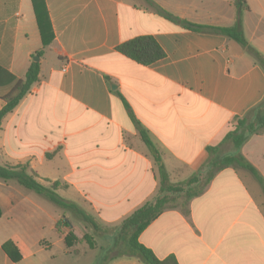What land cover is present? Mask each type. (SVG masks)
I'll return each mask as SVG.
<instances>
[{
  "label": "crops",
  "instance_id": "0c3cea01",
  "mask_svg": "<svg viewBox=\"0 0 264 264\" xmlns=\"http://www.w3.org/2000/svg\"><path fill=\"white\" fill-rule=\"evenodd\" d=\"M245 1V37L264 55V0ZM152 2L0 0V67L16 79L33 62L41 68L39 81L2 121L0 166L27 165L45 185L59 182L56 191L99 228L119 231L160 194L157 164L133 116L160 150L173 183L199 173L210 157L240 152L262 183L245 168L226 167L185 206L178 199L167 206L139 241L179 264H264V129L240 151L223 141L234 117L264 101V67L240 43L185 29L159 13L232 26L236 0ZM139 35H153L165 57L145 66L116 50ZM14 84H0V110ZM209 146L216 149L209 153ZM0 211V264H59L57 246L79 255L86 250L75 244L93 235L73 213L16 180L0 178ZM70 231L77 239L69 247ZM116 254L106 264H145Z\"/></svg>",
  "mask_w": 264,
  "mask_h": 264
},
{
  "label": "trees",
  "instance_id": "16d2710c",
  "mask_svg": "<svg viewBox=\"0 0 264 264\" xmlns=\"http://www.w3.org/2000/svg\"><path fill=\"white\" fill-rule=\"evenodd\" d=\"M149 1L152 2V0ZM235 5L237 7L236 22L234 25L226 27L195 24L174 16L173 14L160 8L159 13L167 19L181 25L185 29L202 33L224 35L229 39L240 43L255 57L257 62L264 67V55L249 43L243 30V11L248 10L249 6L245 0H236ZM45 26L46 24L44 25V23H40L42 31H45ZM116 50L126 57L145 66L156 63L165 57L164 49L153 35H139L128 39L120 43L116 47ZM40 71V63L33 62L25 77L22 79H16L13 75L9 74L0 67V84L7 81L15 82L12 89L3 95L5 104L0 110V126L3 119L20 104L24 97L31 91L33 85L39 81ZM125 104L130 110L128 103L126 102ZM130 113L133 116L131 110ZM133 118L139 127L143 142L150 150L157 164L160 176V194L155 200L147 202L124 219L118 231L117 239V245L121 246L122 249L119 250L116 255L137 256L145 264H179L174 255L159 258L152 249L139 241L140 234L151 224V222H153L167 206L171 204L174 205L178 198H183L182 204L185 206L193 198L200 196L205 191V188L209 184L210 178L213 174L226 167H242L251 171L261 183L263 182V179L258 171L245 159V157L240 152H237L235 154H226L220 158L210 157V159L201 167V171H199V173L194 174L185 181L173 183L170 181L160 150L150 139L145 129L141 127L139 121H137L134 116ZM234 121V129L226 134L223 141H230L234 148L240 151L241 147L253 134L264 129V101L251 109L247 115L243 117H234ZM215 149L216 147L214 146L208 147L209 153H212ZM204 169L206 170L205 174L207 177L206 180L202 182L200 174ZM37 177V173L29 171L27 165H17L14 167L0 166L1 179L5 181L16 180L25 188L42 195L61 208L70 211L88 227H91L94 234H97L99 225L94 217L79 204L66 200L56 191L60 185L59 182H54L50 186H47L40 182ZM63 223L67 224L64 220L61 224ZM57 227L60 230V223L57 224ZM75 239H77L76 235L70 231L65 239L67 246H72ZM84 239L88 241L91 247L94 246L93 235L85 234ZM109 258H106L98 264H106Z\"/></svg>",
  "mask_w": 264,
  "mask_h": 264
},
{
  "label": "rangeland",
  "instance_id": "374dc122",
  "mask_svg": "<svg viewBox=\"0 0 264 264\" xmlns=\"http://www.w3.org/2000/svg\"><path fill=\"white\" fill-rule=\"evenodd\" d=\"M245 11H243L244 13ZM53 57V55L48 52L46 55V58L50 60ZM228 143H231L228 141ZM232 144V143H231ZM183 198H178V201H181ZM75 217V216H73ZM76 218V217H75ZM118 234V231L113 228H103L100 227L97 231V234L93 233V236L95 237L94 240V246L88 247L89 245L88 241L83 239L85 241L84 244H75L74 248H79L82 251L86 250L85 253L79 254V255H64L60 248L57 246L55 248L56 254L59 255V259L57 263L59 264H98L99 262L104 261L106 258H109L113 255H115L119 250L122 249L121 246L117 245V239L116 236ZM87 243V245H86ZM64 247V246H63Z\"/></svg>",
  "mask_w": 264,
  "mask_h": 264
},
{
  "label": "water",
  "instance_id": "95a60500",
  "mask_svg": "<svg viewBox=\"0 0 264 264\" xmlns=\"http://www.w3.org/2000/svg\"><path fill=\"white\" fill-rule=\"evenodd\" d=\"M35 60H39V57L36 56V57H35ZM115 87H116V85H112V88H115Z\"/></svg>",
  "mask_w": 264,
  "mask_h": 264
}]
</instances>
